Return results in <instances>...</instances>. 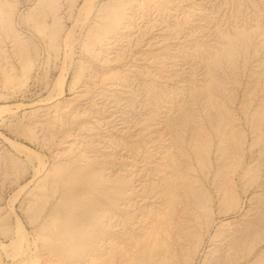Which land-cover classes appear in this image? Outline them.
<instances>
[{"label":"rangeland","instance_id":"obj_1","mask_svg":"<svg viewBox=\"0 0 264 264\" xmlns=\"http://www.w3.org/2000/svg\"><path fill=\"white\" fill-rule=\"evenodd\" d=\"M88 1L0 0V264H264V0Z\"/></svg>","mask_w":264,"mask_h":264},{"label":"bare ground","instance_id":"obj_2","mask_svg":"<svg viewBox=\"0 0 264 264\" xmlns=\"http://www.w3.org/2000/svg\"><path fill=\"white\" fill-rule=\"evenodd\" d=\"M90 1H88V0H85V3H87L89 6H90V3L92 2H90ZM85 3H84V6L86 7L87 5H85ZM83 6V7H84ZM110 14V13H109ZM63 73V72H62ZM64 83H65V78L64 77H62V75H61V77H59L58 78V80H56V88L57 87H59L58 89L61 91V88H63L64 87ZM63 86V87H62ZM55 91V90H54ZM62 96V95H61ZM4 108V107H3ZM1 109H2V107H0V112H1ZM23 149H25V148H23ZM31 151V150H30ZM34 153V152H33ZM96 176V175H95ZM93 177H94V175H93ZM92 178V177H91ZM93 179V178H92ZM91 184V183H90ZM103 188V187H102ZM118 188V187H117ZM114 191H112V192H115V189H113ZM118 190H116V192H117ZM108 194V193H107ZM109 195V194H108ZM113 195V194H112ZM103 199V198H102ZM106 199H107V197H106ZM107 201V200H106ZM111 201V200H110ZM109 200L107 201V202H110ZM115 200H113V201H111L110 203H111V205L113 204V202H114ZM115 203V202H114ZM80 205H82V204H80ZM84 205V204H83ZM77 206V205H76ZM88 206V205H87ZM86 206V207H87ZM83 207V206H82ZM85 207V208H86ZM89 208H90V206H89ZM81 215V214H80ZM97 215V214H96ZM83 219V216H77V215H73V220L74 219ZM99 222L100 221H102V220H98ZM107 222V221H106ZM109 225V224H108ZM63 227H64V225H63ZM98 227V226H97ZM21 228H22V226H21ZM23 229V228H22ZM96 229V228H95ZM63 230H66V229H63ZM98 230V229H97ZM22 232V231H21ZM64 232V231H63ZM18 233V232H17ZM61 234H62V232H61ZM63 234H66V231L63 233ZM25 235V234H24ZM93 235H95L94 233H89V240H91V239H93L92 238V236ZM20 238V237H19ZM22 238V237H21ZM24 238V237H23ZM102 240V239H101ZM14 244H15V242H13ZM86 243H88V242H84V243H81V245H85ZM90 243H91V241H90ZM98 243V242H97ZM143 243H145V242H143ZM93 244V243H92ZM12 245V244H11ZM80 245V243H79V241H75V245H73V246H75L76 248L77 247H80L79 246ZM87 245V244H86ZM90 247V246H89ZM94 247H96V245L94 246ZM97 248V247H96ZM143 248V251H144V247H142ZM146 248V247H145ZM148 248V247H147ZM90 250L92 249V248H89ZM95 249V248H94ZM98 249V248H97ZM140 249H141V247H140ZM93 250V249H92ZM147 250V249H146ZM145 250V251H146ZM99 251V250H98ZM93 252H94V250H93ZM140 252V251H139ZM150 252V251H149ZM141 253H142V255H143V252H142V250H141ZM144 253H146V252H144ZM98 254V253H97ZM145 256V255H144ZM144 256L142 257V258H144ZM151 257V256H150ZM92 258V257H91ZM93 259V258H92ZM146 259V258H145ZM95 260V259H94ZM90 261V260H89ZM144 261V260H143ZM95 262V261H94ZM147 262V261H146ZM95 263H97V262H95ZM141 263V262H140ZM141 264H143V262L141 263ZM147 264V263H146Z\"/></svg>","mask_w":264,"mask_h":264}]
</instances>
